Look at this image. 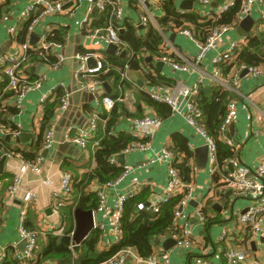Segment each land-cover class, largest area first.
Segmentation results:
<instances>
[{
  "label": "crops",
  "instance_id": "1",
  "mask_svg": "<svg viewBox=\"0 0 264 264\" xmlns=\"http://www.w3.org/2000/svg\"><path fill=\"white\" fill-rule=\"evenodd\" d=\"M28 1L29 0H0V55L14 52L16 48L23 44L18 38L26 23L23 11ZM122 3L125 9V18L122 20L121 25L125 19H128L137 27L138 34L141 37H145L148 28L141 24L138 26L135 24L140 14L135 6V0H122ZM182 3L183 0L177 1L178 8L182 12H188L194 8H198L200 11L203 8L200 1L197 2L193 0L192 9L181 8ZM208 8L212 10L216 9L212 5ZM87 10L88 6L86 4H81L77 7L74 6V9L71 11L46 16L34 27L33 31H29L25 41L32 46H40L46 43V39L43 36L45 31L59 29L62 26L67 27V42L63 45V48L51 46L49 49L50 54L54 57L57 52L62 51L67 56V60L57 68L36 61L28 62L24 66L23 74L25 76L29 78L35 76L33 80L40 79L42 83L38 88L26 94L23 107L21 110H18V113L13 117L14 126H20V134L16 137H6L9 142V148L15 149L16 151L18 150L28 157H31L32 154L36 155L40 151L42 144L41 147L38 148V144L40 143L39 136L41 134L43 113L46 107V105L42 104L41 100L44 94L56 91L58 88H62L66 94H69L70 99L68 107L64 111L58 112V109L56 111L55 119L51 124L54 128L55 137L63 135L67 124L70 123L76 124L70 126L73 128L70 135H75L79 127L85 126L88 123L89 117L92 114L96 115L101 120V116L105 111L102 98L104 95L110 94L116 96L118 98L117 101L122 102L125 106V110H120L119 112V119L113 127L112 134L115 137L122 132L129 134L134 128L133 120L136 116L144 117L147 114L154 113L162 115L155 108L151 107L149 103L139 98L141 92L150 93L151 90L167 87L151 85L150 80L147 78L148 74L155 77L158 75L163 76L167 78L168 81L174 83V85L184 83L198 87V89L199 86H203L209 91L210 86H218L214 84L215 58L217 55L221 51L226 50L233 41H243L245 37L251 33L263 34L262 27L264 22L262 14L264 12V0H257L253 4L250 13V16H252L255 21L252 29L246 33L245 36L240 34L239 25L247 16L244 17L237 25L223 34L218 47L208 51L205 58L201 60L199 64H189L186 70H176L172 66V60L159 59L147 53L145 55L146 63H149L150 66L144 64L142 69H131L129 67L126 71V79H124L127 86L126 83L119 82L117 84L115 79L112 78L107 82H101L98 91L92 93L84 89L81 85L82 83L76 76L78 68L82 65L87 66V63L76 60L75 55L82 53V50H88L93 51V54L96 55L93 58L97 59V61L99 58L104 60L107 58L106 48L108 45H105L98 38L88 36V33L82 29L81 21ZM155 13L158 17L163 16V12L159 5H157L155 9ZM101 16L102 14L97 10H92L94 25L100 23ZM12 26L16 27V32L14 33L10 32ZM96 26L103 25L100 24ZM122 31L123 26L120 28V32ZM173 34L176 35L174 41L171 39ZM166 35L183 56L190 58L192 62L194 61L198 53V46L191 38L176 32H170ZM33 37L34 40H32ZM237 55L238 54L235 55L234 59H236ZM149 57L150 59L148 60ZM159 62H162V65L159 66ZM258 69L259 73L255 75L251 74L249 71L247 75H243L242 73L244 70L242 69L238 74V84L236 88L234 89L230 85L233 89L230 91L235 94L234 100L238 104V116L233 126H230L225 134L226 138L231 139L238 147L235 154L236 159L232 164L233 167H238L239 165L256 169L264 159V64L260 65ZM104 83H108L110 92L106 91L103 86ZM78 85L81 86V89L73 92L72 88ZM125 86L126 88L124 89ZM89 94H92L93 97H90ZM194 98H197V94ZM4 101L6 105L8 104L10 109L14 107L13 97H6ZM70 108H72L71 111L69 110ZM163 114L165 117H162V124L150 140L151 148L147 151L136 149L124 153L125 164L132 167L131 171L116 187L108 190V201L105 210H93L94 229L99 228L102 232L98 250L100 252L107 251L119 241L114 231L113 218L116 212V201L119 195L131 192L136 182L143 184V189L144 186L145 188L149 187L151 189L153 193L150 198L151 200H155V196L159 197L163 193L164 188L170 180L169 167L165 163L152 162L151 158L164 146L173 150L175 146L173 139L174 134L179 133L186 137L189 148L194 152V158L191 161V164H193L195 168L192 185L194 186L196 194L194 200L197 201L198 204L195 206L190 202L184 209V216L181 218L180 224H187V228L193 231L196 245L190 250H181L176 246L177 232L175 233L174 231L157 240L153 250L155 251L157 248L166 250L170 260L175 264H195L198 260H206L211 262V264H225V258L221 256L220 251L222 249L226 250L228 246L227 244L219 243V238L223 229L234 228L233 245H230L239 249H244L248 254L247 261L239 262L238 264H264V236H255L253 233L239 228L238 224L237 215L244 212L250 206L252 201L250 197L235 195L230 190L223 192V187H221L223 180L221 177L224 172H221L220 176H216L215 182L218 184H214L209 176L208 167L200 169L196 166V149L206 146L205 140L189 125L183 116L169 112L168 109ZM256 132L258 133L256 134ZM99 142L100 140L96 141L92 139L87 150H83L76 146L80 151L76 152V150H71L74 151L75 155L68 154L69 150L73 147L54 148L55 145H53L49 153L45 156L44 161L40 163L41 174H36L32 171L26 173L22 190L16 196H9L8 188L12 182L13 176L18 170L19 159H6L4 166L0 168V255L2 254V250L5 249L20 251L25 249L26 243L20 235L19 225L23 196L26 190H34L37 193L36 201L29 208L27 213V226L30 229L40 232L41 244L48 241L49 234H53L55 232L54 230L59 229L61 226H66L67 223L62 215V209L69 206V204L63 205L58 213L55 212L52 208V191L59 186L62 174L67 172V170H71L72 172H70L75 176H82L84 173H87L89 166H91V168L96 166L91 158L98 148ZM70 145L75 146L74 144ZM83 154L84 157H82ZM176 155L178 159L180 156H184L183 154L180 155L178 152H176ZM117 160L119 162L118 157ZM45 178L50 179V185H46L42 182ZM219 181L221 183H219ZM101 185L102 184L93 182L91 184V189L98 193ZM75 191L77 192L76 186ZM206 200L207 203L204 209H206L208 215L217 216L219 214L223 223L205 227L204 223L197 215V209L202 203L206 202ZM215 203L219 204L222 210H217V208L213 206ZM72 215L73 217L69 219L67 226L72 227L74 231L76 225L75 210ZM179 228L181 229L180 226ZM55 233H57V231ZM168 240L170 241L166 243ZM68 247L72 249L74 257H78L81 254L82 244L78 252L73 250L72 246ZM44 264L70 263L51 261ZM129 264L139 263L130 258Z\"/></svg>",
  "mask_w": 264,
  "mask_h": 264
},
{
  "label": "built area",
  "instance_id": "2",
  "mask_svg": "<svg viewBox=\"0 0 264 264\" xmlns=\"http://www.w3.org/2000/svg\"><path fill=\"white\" fill-rule=\"evenodd\" d=\"M213 0H200L202 5V10L200 14L202 18L209 19L213 18V24L208 29V34L203 40L198 38L194 30L189 25L186 28H175V32L181 35H185L191 38L198 46V53L194 61L190 58L183 56L180 51L177 50L174 43H172L168 36L162 33L164 38L163 50L167 53L176 54L181 63L169 60L172 62V66L176 70H186L189 64H199L203 60L208 51L218 47L219 41L221 40L223 34L230 28L237 25L244 17L250 15L252 11L253 4L257 0H242V7L238 14L236 24H214L217 18L224 12L228 11L236 2V0H226L215 10L208 8ZM161 3V0H136V5L139 10V18L136 21V26L139 24L146 26L148 23H153L157 27L158 25V15L155 13L157 5ZM81 4H86L88 10L84 15L81 26L82 29L88 33V36L100 39L105 45L115 44L118 46L119 52L127 49V44L120 40L119 31L121 28V22L125 18V9L123 7L122 0H29L24 11L23 16L28 22V30L31 32L34 27L38 25L43 18L49 15L62 14L67 11L74 9ZM97 10L99 13H109V21L104 27H94V19L92 17V10ZM262 19L264 22V12L262 14ZM263 34H264V24H263ZM10 32H16V27L12 26ZM49 31L44 32L45 44L40 46H32L28 42L21 44L18 48L11 53H5L0 55V82L3 81V77L8 79L7 85L1 90L0 89V115L6 111L5 101L2 99L3 93L6 91H13L14 103L13 106L21 110L23 107V101L25 96L31 90L38 88L42 81L40 79L33 80L23 74L24 66L28 63V51L35 50L41 51V55H48V51L51 46H58L63 48L62 44H51L48 42L47 38L50 36ZM243 41H233L229 47L221 51L215 58V69H214V84L218 85L227 90H233L238 84V74L243 69H248L251 74L259 73L258 68H240L233 78L229 81L222 77L221 68L218 66L220 63L232 62L237 50L240 48ZM93 53L83 54L78 53L75 55L76 60L87 63L90 57H94ZM56 62L54 64H49L54 68L62 65L66 60L67 56L61 51L57 52ZM103 68L102 59L99 58L97 65L95 67L89 68L82 65L78 68L76 73L77 78L82 83L81 85L85 90L91 91L92 93L97 92L101 82L96 77V73H99ZM129 65H125V72L122 74V79H126V71ZM232 86V88L230 87ZM198 93V87L187 85L184 83L176 84L172 87H161L159 89L151 90L150 94L158 102L165 103L170 106L171 112L183 116L190 126L205 140L206 146L208 148V172L209 176L214 184L216 176H220L222 172L217 152L218 147L216 144V139L208 131L205 120L204 112L198 106L194 96ZM55 91L46 93L42 97V104L46 105L49 100H54ZM70 95L65 94L61 98V105L58 107V112L64 111L69 104ZM116 99L110 95H104L102 98V103L107 112H110L115 104ZM238 116V104L232 99L230 100L227 113L225 118L219 128V139L227 142L230 146H233L237 151L238 147L233 143L231 139H227L225 134L231 124L234 123ZM13 120V117H12ZM99 121L96 115L92 114L89 117V121L85 126L79 127L77 133L73 136L70 134L73 128H70L66 133V140L70 144L80 147L83 150H87L91 140L95 137V134L99 128ZM134 128L129 132L131 136L136 138L138 141L132 143L131 146L127 148L124 152H130L136 149L141 151H147L151 148L150 140L155 135L156 131L162 124V118L157 114H147L142 118H135ZM105 122V121H104ZM14 126V122L12 123ZM12 125L2 126L0 119V155L1 157L7 158H18L19 166L18 170L12 178V182L8 188L9 196H16L23 186L24 176L29 171L35 172L36 174H41L40 163L45 159V150H50L55 144V133L53 125L47 129L44 133L43 144L40 151L37 153V159L34 161L25 160L20 154H16L11 148L4 147V139L7 136H18L20 134V126L13 128ZM71 131V132H70ZM258 132H256L257 134ZM176 153L169 147L164 146L162 149L151 158L152 162L165 163L169 167L170 180L163 190V193L155 200H149L148 204L139 203L138 208L140 210H158L162 203L170 201L174 196L186 192L182 198L179 207L175 211V224L180 226L181 230L176 236V246L181 250H190L196 245L194 240L195 234L192 230L187 228V224H180L181 218L184 216V209L190 204L192 200L195 199V189L192 184H185L178 169L174 166V161H176ZM118 157V156H117ZM116 158L112 159V164L121 165ZM236 158L226 161V166L224 168V173L221 177L223 180L221 187H223V192L226 190L232 191L235 195H245L249 196L251 201L250 206L242 213L237 215L239 228L247 230L253 233L255 236H264V159L260 162L256 169H252L248 166L234 167L233 170L230 169V165L233 164ZM123 166L122 174L115 180L107 182L99 187V206L98 210L103 211L107 206L108 201V190L116 187L131 171L132 167L130 165ZM42 182L46 185H50L51 181L49 178H45ZM145 188V186H144ZM143 190V184L136 182L133 185V190L124 195H119L117 198L116 212L113 215L114 218V231L116 233L117 239L120 240L122 236V231L120 229V219L123 215V205L127 198L133 197ZM73 191V176L69 172H64L61 177L60 184L57 188L52 191V208L55 212H59V207L61 205L71 202ZM37 193L34 190H26L23 196V204L21 208L20 215V225L19 231L23 240L26 242L25 249L23 251L15 250V257L22 263H25L35 257L36 249L39 244L38 230L29 229L26 225L27 213L29 208L36 201ZM206 202L202 203L197 209V215L200 220L204 223L206 220L205 214L203 212ZM182 208V210H180ZM97 227V226H96ZM249 228V230H248ZM234 228L223 229L219 243L227 244L228 248L226 250L222 249L220 251L221 256L225 258V264H238L239 262H245L248 259L247 251L244 249H239L235 246H231L233 240ZM155 245V244H154ZM233 245V244H232ZM154 251V250H153ZM7 255V249L2 250L0 255V264ZM133 259L139 264H175L173 263L168 252L163 249H156L153 254L146 258H142L137 255L133 248H124L118 253L108 258L107 260L100 262L98 264H129V259ZM195 264H211V262L206 260H198Z\"/></svg>",
  "mask_w": 264,
  "mask_h": 264
},
{
  "label": "trees",
  "instance_id": "3",
  "mask_svg": "<svg viewBox=\"0 0 264 264\" xmlns=\"http://www.w3.org/2000/svg\"><path fill=\"white\" fill-rule=\"evenodd\" d=\"M178 0H161L159 4L163 16L158 17V25L153 23L146 24L148 28L147 35L141 37L138 34V29L128 19H125L123 24V31H119L120 40L127 44V55L123 58L120 55L107 54L104 60H102L103 68L99 73H96V77L100 82H107L114 78L117 84L126 83L122 79V74L125 72V65H129L131 69H142V66L146 64V54L149 53L152 56H156L159 59H171L181 63L182 61L174 53H167L163 50L164 38L162 33L168 34L175 32V28H186L191 25L198 38L203 40L208 34V29L212 26L214 19H205L201 17L198 8H194L188 12H182L177 5ZM199 2L200 0H195ZM135 6L136 5L135 0ZM242 7V0H236L235 4L226 12L222 13L214 22V24H236L238 14ZM139 11V10H138ZM109 13L102 14L100 23L104 27L109 21ZM130 19V18H129ZM28 22L25 23L23 31L19 34V41L26 42V37L29 33ZM50 36L47 38L51 44H62L67 42L68 28L60 27L59 29L50 30ZM246 42L240 45L237 50L238 55L232 62H224L218 64L221 68L222 77L232 80L238 72V69L244 68H258L264 64V35L262 33H251L245 37ZM41 51L29 50V61H36L43 64H54L57 60L50 54L44 56L41 55ZM83 54H91L93 51L82 50ZM144 68V67H143ZM35 76H32L34 79ZM147 78L150 80L151 85L159 86H174V83L168 81L167 78L158 75L157 77L148 74ZM8 79L3 77V81L0 82V89L2 90L7 85ZM127 86V83H126ZM124 87V89L126 88ZM66 93L62 88H58L55 91V99L49 100L46 103L44 109L41 134L39 136L38 148L41 147L44 133L51 127V124L56 116V111L61 105V98ZM15 96L13 91H6L3 93L2 99L6 97ZM111 97L118 99L116 96ZM140 99H143L149 105L159 111L162 115L157 113L161 118L165 117L164 112L168 109L171 112L169 105L158 102L150 93L141 92ZM235 99V94L220 86H210L209 91L205 87L199 86L197 93V104L204 112V120L206 127L210 134L215 137L218 147V160L222 172L226 166V161L235 158L236 150L233 146L227 144V142L219 139V128L227 113V107L230 100ZM165 106V107H164ZM169 106V107H168ZM167 107V108H166ZM6 111L0 115L1 125H12L14 117L18 113V108L5 105ZM170 108V109H169ZM120 110H125V106L122 102L117 101L114 108L107 112H103L101 120L99 121V128L95 134L96 141L100 140L98 148L92 155V160L96 166L91 168L87 173L82 176L73 175L71 170L67 172L73 176V191L71 202L67 203L69 206L64 207L62 215L66 223H69V219L73 217L74 210L76 208H82L83 210H96L99 206V196L97 191L91 189L93 182L98 184H106L117 179L123 172V166L112 164V159L118 155L124 153L132 143L138 140L128 133H120L117 137L113 136V127L119 119ZM143 116H136L141 118ZM105 121V122H104ZM13 126V125H12ZM13 128H15L13 126ZM175 146L172 148L175 153L178 152L180 156L178 160L174 161V166L178 169L182 180L185 184L189 185L193 183L195 168L191 164L194 158V152L188 146V140L182 134H174ZM4 147L9 146L8 140L5 138ZM16 154H20L25 160L34 161L37 159V154H32L31 157L26 156L20 151L12 149ZM1 159V155H0ZM71 171V172H70ZM77 182V183H76ZM75 186L77 192L75 191ZM152 191L149 187L144 188L137 195L127 198L123 205V215L120 219V229L122 236L118 243L112 246L107 251H99L98 245L101 242L102 232L99 228L91 231L88 237L82 242V251L78 257H74L73 251L70 247L61 241L62 235L72 234V227L61 226L59 229L54 230L57 233L49 234L48 241L46 243H40L41 236L39 235V244L36 249L35 257L25 263L20 262L15 257V249H8L7 255L2 264H44L46 262H68L70 264H98L112 257L120 250L124 248H133L138 256L146 258L153 254V247L157 240L175 231L180 232V228L175 224V211L179 207L180 202L186 192L174 196L170 201L162 203L158 210H140L138 208L139 203L148 204L149 199L152 196ZM78 195V196H77ZM64 204V205H67ZM63 205L59 207L60 208ZM68 208V210H67ZM206 220L204 222L205 227L212 226L214 224L223 223L221 216L208 215L206 209L203 210ZM64 213V214H63ZM27 225V222H26ZM28 227V226H27ZM30 229V228H29ZM34 230V229H32ZM249 230V228H248Z\"/></svg>",
  "mask_w": 264,
  "mask_h": 264
},
{
  "label": "water",
  "instance_id": "4",
  "mask_svg": "<svg viewBox=\"0 0 264 264\" xmlns=\"http://www.w3.org/2000/svg\"><path fill=\"white\" fill-rule=\"evenodd\" d=\"M225 1L226 0H213L211 5L214 8H218ZM192 5H193V0H183L181 8L192 9ZM254 23H255V21L252 18V16H250V15L247 16L244 20L241 21V23L239 25L240 34L245 36L246 33H248L252 29ZM175 37H176V35L173 34L171 36V39L174 41ZM32 40H34V37ZM106 52L111 53V54H118L121 57H125L127 55V52L125 50H122L121 52H119L118 46L115 44H109L106 48ZM149 59H150V57L148 58V60ZM96 65H97V59L90 57L87 60V66L89 68L95 67ZM158 65L159 66L162 65V62H159ZM242 74L247 75L248 69H245ZM103 86L107 92H110V88L108 86V83H104ZM80 89H81L80 85L72 88L73 92L78 91ZM86 94H87V92H86ZM89 96L93 97L92 94H89ZM87 97H88V94H87ZM69 110L71 111L72 108H70ZM71 124H73V123L67 124V126L65 128V133L63 135L56 136V137L54 136V139L56 138L54 148H58V147L71 148V147H73L72 149L69 150L68 154L75 155L74 151H71V150H76V152H79L80 149L76 146L70 145V143H68V141L66 140V133L71 128L70 126L76 125V124H73V125H71ZM230 126L232 127L233 124H231ZM49 151L50 150H45V156L49 153ZM82 157H84V154ZM118 159H119L120 164H122V165L125 164V154L124 153L120 154L118 156ZM176 160H178V158H176ZM5 162H6V157H2L0 160V168H2L4 166ZM207 164H208V148H207V146L197 148L196 149V166L200 169H205L207 167ZM230 169L231 170L234 169L233 165H230ZM156 198H158V196H155V199ZM191 203L194 204L195 206L198 205L197 201H195V200H192ZM213 206L215 208H217V210H219V211L222 210L221 206L217 203L213 204ZM180 210H182V208ZM75 220H76V225H75V229H74L73 233L63 235L61 238V241L68 246H72L73 250L78 252L81 248L82 242L88 237V235L91 233V231L95 227L94 211L93 210H83L82 208L78 207L75 209ZM169 241L170 240H168L166 243H168Z\"/></svg>",
  "mask_w": 264,
  "mask_h": 264
}]
</instances>
